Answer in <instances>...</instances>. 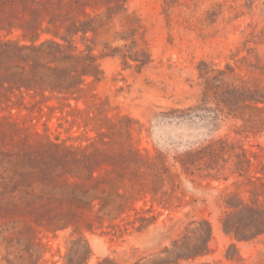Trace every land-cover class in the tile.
Wrapping results in <instances>:
<instances>
[{
  "label": "rangeland",
  "instance_id": "obj_1",
  "mask_svg": "<svg viewBox=\"0 0 264 264\" xmlns=\"http://www.w3.org/2000/svg\"><path fill=\"white\" fill-rule=\"evenodd\" d=\"M0 264H264V0H0Z\"/></svg>",
  "mask_w": 264,
  "mask_h": 264
}]
</instances>
